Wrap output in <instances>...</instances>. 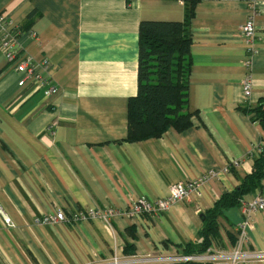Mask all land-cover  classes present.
I'll list each match as a JSON object with an SVG mask.
<instances>
[{"label":"crops","instance_id":"obj_1","mask_svg":"<svg viewBox=\"0 0 264 264\" xmlns=\"http://www.w3.org/2000/svg\"><path fill=\"white\" fill-rule=\"evenodd\" d=\"M248 1L198 3L187 74L191 125L131 142L128 100L137 92L140 22H182V1L0 0V38L19 30L18 46L34 61L49 62L56 89L47 98L33 85L18 88L21 75L9 70L0 49V208L13 224L0 217V264H100L199 249L203 216L252 172L263 140L258 123L243 112L264 96V0L254 18L250 99L241 85L248 75L240 35ZM207 172L214 176L200 198L155 216L34 223L57 210L121 209L139 197L160 199L171 185ZM258 195L264 179L219 216L207 251H227L237 242L241 206ZM249 223L243 248L264 251V212Z\"/></svg>","mask_w":264,"mask_h":264},{"label":"trees","instance_id":"obj_2","mask_svg":"<svg viewBox=\"0 0 264 264\" xmlns=\"http://www.w3.org/2000/svg\"><path fill=\"white\" fill-rule=\"evenodd\" d=\"M184 5L182 22L141 21L138 30L137 92L128 100V137L131 142L160 137L167 130L183 131L190 127L187 110L192 45L190 24L198 3L204 0H178ZM262 132V152L253 162L252 172L232 192L222 195L203 216L202 243L198 250L187 247L183 256L207 252L209 238L217 236V219L226 210L256 190L264 179V96L254 107L243 108ZM172 264H203L196 261ZM209 264V263H208Z\"/></svg>","mask_w":264,"mask_h":264},{"label":"built area","instance_id":"obj_3","mask_svg":"<svg viewBox=\"0 0 264 264\" xmlns=\"http://www.w3.org/2000/svg\"><path fill=\"white\" fill-rule=\"evenodd\" d=\"M249 13L241 27L240 35L243 44L246 47V57L244 67L248 70V75L241 82L244 99L248 100L251 96V76L249 70L252 65V58L256 53L254 48L256 27L254 18L258 11V0H249ZM0 21L2 18L0 17ZM19 30L3 33L0 38V49L4 61L8 64L9 70L21 75L18 81V88L26 85H33L34 90H42L45 97H50L56 92V89L50 85V64L47 60L34 61L26 52L17 44V36ZM35 36V34H31ZM258 153L262 152V145L256 148ZM226 172L228 169L225 170ZM214 176L213 172L202 174L195 180L176 183L170 186L167 196L149 200L145 197H139L124 208H101L94 207L92 209H78L71 213H64L57 210L50 214L42 215L34 219L37 225L55 226L60 223L68 225H78L82 222L91 220H103L111 223L117 217L136 218L140 216H155L160 213L167 212L172 206L178 202L191 198L201 197V188ZM243 220L238 226L239 238L237 242L227 251H207L198 256H176L175 258H135V257H114L109 262L100 264H148L152 262H187L196 261L203 264L221 263V264H244L254 261H264V251L254 252L243 248L246 240V229L251 227L249 219L255 212H264V195H258L245 202L241 206ZM0 217L4 224L12 227L13 224L6 213L0 208Z\"/></svg>","mask_w":264,"mask_h":264}]
</instances>
